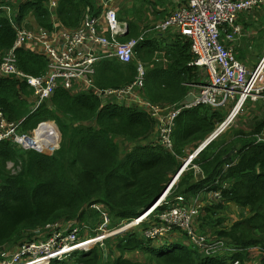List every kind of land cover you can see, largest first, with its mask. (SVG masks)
<instances>
[{
    "label": "trees",
    "instance_id": "trees-1",
    "mask_svg": "<svg viewBox=\"0 0 264 264\" xmlns=\"http://www.w3.org/2000/svg\"><path fill=\"white\" fill-rule=\"evenodd\" d=\"M55 1L56 7L50 10L49 0H0V59L12 47L16 28L41 27L51 31L55 22L57 27L71 30L80 25L87 8L91 15L103 11L97 0ZM143 2L147 0H139V4ZM137 36L136 28L128 23V34L119 41ZM260 38L262 42L256 48L258 57L264 52L262 29ZM158 42L151 39L140 43L135 49L137 60L129 64L116 59L96 63L95 86L116 89L130 84L136 76L134 61H140L147 64L141 96L161 107L174 104L180 107L190 91L188 85L198 83L200 71L188 66L193 60L188 42L175 51L162 45L163 49L168 48L162 49L164 54ZM240 51L237 50V60L243 59ZM16 59L18 69L25 75L38 77L46 71L45 58L32 50L17 49ZM31 94L24 81L0 78L1 112L9 122L19 123L21 133L33 130L41 122L53 121L60 133V146L51 155H43L22 151L10 142L0 143V253H4L0 262L19 245L42 240L34 233L47 224L71 220L81 223L90 214V224L80 226L94 237L104 223V214L92 211L93 205L103 206L108 230L139 217L176 175L182 156L197 149L222 121L220 111L207 106L183 109L174 122L173 149L167 151L152 141L155 121L136 107L102 105L92 93L58 87L47 101L31 111L27 102ZM246 104L254 105L250 101ZM262 131L264 118L248 132L233 130L229 139L219 134L197 154L170 190L169 200L182 197L187 204L199 196L202 205V200L219 194L218 199L202 205L197 230L202 233L204 221L209 219L211 236L205 235V231L202 235L207 237L208 245L221 243L227 253H220L219 248L206 253L188 241L184 244L169 236L146 238L143 232L158 223L153 219L114 235L111 244L105 243L106 261L101 247L97 246L88 252L76 251L67 261L53 260L50 264H109L111 258H116L112 264H233L235 261L252 264L254 258L248 249L264 251V142L256 143L255 139ZM121 139L130 150L122 151L118 144ZM11 160H19L21 164V171L15 176H10L4 168ZM225 204L248 209L250 214L228 229L223 224L222 229H217L211 226L212 220L219 224L224 221L216 218V214ZM166 208L160 206L156 213ZM173 234L186 238L178 228H174ZM136 252L143 260L127 257ZM258 260V264H264V254Z\"/></svg>",
    "mask_w": 264,
    "mask_h": 264
},
{
    "label": "built area",
    "instance_id": "built-area-1",
    "mask_svg": "<svg viewBox=\"0 0 264 264\" xmlns=\"http://www.w3.org/2000/svg\"><path fill=\"white\" fill-rule=\"evenodd\" d=\"M261 6L264 7V0H186L185 4L168 18L146 31L164 33L174 28L178 35L189 43L193 56L189 66L197 67L202 78L199 83L189 85L191 89L188 96L193 95V100L183 103L180 107L176 104L161 107L151 104L141 96L145 81V66L141 63L130 84L116 89H99L95 86L96 63L105 59H116L120 63L128 64L135 59L136 47L145 41V35H141L136 39L120 42L119 38L127 30L126 24L118 20L115 8L106 3L100 17H95L86 10L83 20L75 29L59 28L56 24H53L51 31L42 28L37 31L16 28V39L12 47L1 55L0 78L24 81L32 89L27 101L31 111L47 101L58 87L92 93L101 100L102 105L109 103L138 107L155 121L152 141L172 151L171 135L174 122L183 109L203 105L219 111L233 103V109L227 118L229 120L238 104L241 105L236 114H233V119L247 101L264 103V52L260 62L254 68L248 69L236 59L232 45L243 36L242 27L237 23L238 16L242 13L249 14ZM55 7L56 1L49 0V9L53 10ZM104 29L106 33H103ZM33 44L35 46H32ZM21 48L32 50L45 58L47 65L43 75L32 77L18 69L16 50ZM46 123L49 122H41L33 131L21 133L19 123L6 120L0 110V143L10 142L15 148L23 151L32 150L39 154L51 155L48 153L56 150L58 136L56 138L54 131L41 129ZM223 123L217 130L219 133L213 138L210 137L212 140L229 125L221 130ZM38 130H41V138L36 141L35 133ZM255 139L256 143L264 142V131L255 135ZM197 154L196 150L182 163L163 198L137 220L139 222L143 218L147 223L153 219L158 220L157 224L151 225L143 232L146 238H166L172 234L174 228H178L185 233L188 243L199 250L208 253L219 248L220 253H227L221 243L210 246L207 237L198 233L197 217L202 207L201 197L191 199L189 204L182 197H175L170 202L165 201L179 176L191 166ZM193 169L199 173L196 166H193ZM218 197L219 194L216 193L209 196L211 199ZM161 205H166L167 208L156 213V209ZM107 223L108 219L104 216V223L97 229L98 233L94 237L88 235L87 230L83 229L85 227L70 221L47 224L34 233L42 237V240L29 242L30 244L23 243L26 246L22 244L11 259L5 258L0 264H49L53 260L64 261L76 251L88 252L104 240L133 228L132 223L109 231L106 229ZM83 234L89 237L80 239ZM235 251L236 249L232 252ZM248 253L260 255L264 254V251L250 248ZM1 255L4 256V253H0ZM258 258L255 256L252 264H258ZM12 259L14 262H11ZM233 264L239 263L235 261Z\"/></svg>",
    "mask_w": 264,
    "mask_h": 264
},
{
    "label": "rangeland",
    "instance_id": "rangeland-1",
    "mask_svg": "<svg viewBox=\"0 0 264 264\" xmlns=\"http://www.w3.org/2000/svg\"><path fill=\"white\" fill-rule=\"evenodd\" d=\"M97 1H99V0H97ZM113 1V0H112ZM114 7H115V0H114ZM152 10V8H151V6L150 5H148V4H140L139 5V7H137V12L138 13H141L142 14V12H149V11H151ZM128 13V12H127ZM256 14V16H257V18H260V16H263L264 15V11H262V10H259V11H255L254 12V14L253 15H255ZM264 19V18H263ZM250 21V20H249ZM249 21H248V23H249ZM256 23H257V25H253V26H255V29H254V32H255V36H254V38H248V39H242L239 43H238V47L235 49L236 50V57H237V50L238 49H241V48H243V49H245V50H241L240 51V53L242 54V56H243V59L245 60V58L247 59V60H245V62H246V67L248 68V69H252V68H254L255 67V65L256 64H258L259 62H260V59H261V57H260V55H259V57H258V53H257V51H255L256 50V46L257 45H259V44H261V42H262V40H261V38H260V32H261V29L262 30H264V20L263 21H261V19H260V22L258 23L257 21H255ZM54 24H56L55 22H54ZM147 39H152V35H148L147 36ZM250 41V43L248 44L247 42H249ZM248 46V48H246V47H243V46ZM0 61H1V59H0ZM135 62V65H136V70H137V67H138V65L140 64L138 61H134ZM240 62H242V61H240ZM243 63V62H242ZM245 64V63H244ZM136 74H137V71H136ZM26 84V83H25ZM30 88V87H29ZM31 89V88H30ZM31 93H32V89H31ZM259 104H255V103H253L254 105H252V104H244L243 106H242V108L240 109V111L238 112V114L236 115V117L233 119V114H236V112L238 111V109H239V107H236L235 108V110H234V112L232 113V116L230 117V119L228 120V126L222 131V133L221 134H224V138L225 139H229V137H231L232 136V131L233 130H239V129H241V130H244L245 132L247 131H249V130H251L253 127H254V124L255 123H258L259 121H261L263 118H264V103H262V102H258ZM233 103H230L229 105H228V107L227 108H224V109H221V110H219L220 111V113L222 114V121L220 122V124H218L217 125V128L215 129V131L214 132H216L220 127H221V124L224 122L225 123V120L228 118V116L230 115V113H231V111H232V109H233ZM241 105V104H240ZM233 119V120H232ZM232 120V121H231ZM53 122V121H52ZM223 123V124H224ZM52 124L55 126V128H56V130H57V127H56V124L53 122V123H49V125H51V127H53L52 126ZM53 129H54V127H53ZM55 130V129H54ZM213 132V133H214ZM263 132V131H262ZM57 133H58V131H57ZM212 133V134H213ZM212 134H210L209 136H207L204 140H203V142H201L200 144H199V146L197 147V149L199 148V147H201L202 145H203V143L208 139V138H210L211 136H212ZM213 141V140H212ZM118 144H119V146L121 147V149H122V151H128V150H130L131 148H128V146H127V143L125 142V141H123V140H119L118 141ZM122 145V146H121ZM58 146H60V137H59V134H58V144H57V148H56V150L57 149H59L58 148ZM206 147V146H205ZM127 149V150H126ZM165 149V148H164ZM173 149V148H172ZM197 149H195V150H193V151H187L186 152V154L184 155V157L182 156V159H181V161H182V163L184 162V161H186L192 154H194V152L197 150ZM55 150V151H56ZM166 150V149H165ZM168 151V150H167ZM53 153V152H52ZM52 153H48V154H52ZM197 156V155H196ZM4 168H5V170L8 172V174L10 175V176H15V175H17V173H19L20 171H21V164H20V161L19 160H16V161H13V160H11V161H8V162H6L5 163V165H4ZM188 170V169H187ZM186 170V171H187ZM185 171V172H186ZM184 172V173H185ZM177 183V182H176ZM172 195V192H169V194L167 195V197H166V199H165V201H169L170 202V200H169V197ZM168 199V200H167ZM212 199L211 198H207V200L206 201H211ZM213 200H214V198H213ZM164 201V202H165ZM206 201H204V200H202V205H204V204H206ZM157 202H155V204H156ZM161 206H163V207H166V205H161ZM100 208V209H97V208ZM160 207V206H159ZM101 208L103 209V206L102 205H93L92 207H90V209L92 210V211H97V212H99L100 211V213H101V215L102 214H105V213H103L102 212V210H101ZM248 214H250L249 213V210L248 209H240V208H238V207H236V206H234V205H232V204H229V205H227V204H225L224 205V209L223 210H221L220 212H218L217 214H216V218H218V219H224V221L223 222H221L220 224L215 220V219H213L212 220V224H211V226H214L215 228H217V229H222V224L223 225H225L226 226V228L228 229L229 228V226H231V225H233V224H235V223H237V222H239V221H242V219L243 218H246L247 216H248ZM103 216V215H102ZM141 216V215H140ZM140 216L139 217H137V218H135L134 220H136V222H134V220H133V222H131V221H127V222H125V221H123V222H121V223H119L118 225V227H120L122 224H126V225H124V226H127L128 224H132L133 223V227H135V226H137L138 224H140V223H144V220H141V221H139L138 222V220L137 219H139L140 218ZM98 219V218H97ZM92 220V217L90 216V214H86L84 217H83V220L81 221V223L83 224V225H85V223L86 224H90L89 222ZM209 219H206L205 221H204V228H203V230L205 231V235H208V236H211V228L212 227H210V226H208L207 225V221H208ZM99 221V220H98ZM70 222H72V223H75V224H81V223H78V220H71ZM131 222V223H130ZM194 223H195V220H194ZM201 227H203V224H202V221H201ZM132 228V227H131ZM202 229V228H201ZM204 231H202V233L204 232ZM107 232V231H106ZM115 232V231H114ZM198 233H201L200 231L198 232ZM201 233V234H202ZM85 237H89L87 234H83L82 236L80 235V239H83V238H85ZM169 238H172V239H177V240H180V241H182V242H184V244H186L187 243V239L184 237V236H178L177 234H173V235H169ZM114 238L113 237H111V238H109V239H106V240H104L100 245H96L95 247H101V245H105V243H107V242H109V244H111L112 243V240H113ZM185 240V241H184ZM28 244H30V243H28ZM22 245V244H21ZM21 245H19L18 247H20ZM23 246H26V244H23ZM17 247V248H18ZM95 247H93L92 249H90V250H94L95 249ZM17 250V249H16ZM16 250H14V251H12L10 254H8V255H6V257L7 258H9V259H11V257L12 256H14L15 255V253H16ZM102 251V250H101ZM136 253H138V252H136ZM131 254V255H128L127 257L129 258V259H132L133 261H135V260H143V258H141V255L138 253V254ZM68 258H69V256L68 257H66V260L65 261H67L68 260ZM114 259H116V258H111L110 259V262H109V264H112L113 263V260ZM7 260V259H6ZM11 262H14V260L12 259L11 260ZM69 262L70 263H72L70 260H69ZM51 263V262H50ZM49 263V264H50Z\"/></svg>",
    "mask_w": 264,
    "mask_h": 264
},
{
    "label": "crops",
    "instance_id": "crops-1",
    "mask_svg": "<svg viewBox=\"0 0 264 264\" xmlns=\"http://www.w3.org/2000/svg\"><path fill=\"white\" fill-rule=\"evenodd\" d=\"M147 2H143V4L150 5L152 10L149 11V12L148 11L147 12H142V14L137 12V7H139V5H140L139 4V0H115V7H114V0L113 1L112 0H99L97 5L99 7L100 6L102 7L106 3V4H109L110 6L115 8V10L117 12L118 20L120 22H123V23L126 24L127 30H126L125 34H128V23H131V25L136 28V32H138V36L135 37V38H130L128 40L136 39V38L140 37L141 35H145V40H151V39H147V36L148 35H152V39L159 41L158 43H161L159 50L163 54H164V51L168 50V48L171 51L178 50V48L182 44H184V42H187V41H185V39L181 38L178 35V32L174 28H170L164 33H154V32H146V31L149 30L152 26H155L156 24L160 23L162 20H165L166 18H168L171 13L175 12L179 7L184 5L186 0H147ZM86 10H88V8ZM259 10L264 11V7L261 6V7L257 8L255 11H259ZM255 11H253V12H251L249 14L242 13V14H240L238 16L237 23L242 27L243 36L239 40H237L235 43L232 44L235 49L238 47V43L243 38L245 40L248 39V38L249 39L250 38H254V36H255V32H254L255 26H253V25H257V23L255 21H257L259 23L260 19H261V21L264 20L263 19L264 15L260 16V18H257L256 14L253 15ZM134 13H136V14H134ZM101 15L102 14L100 12L98 15H93V16L100 17ZM133 15L134 16L136 15V18L133 17ZM248 21H249V23H248ZM39 29H41V27H32V30H35V31H37ZM104 32L106 33L105 29H104L103 33ZM247 43L249 44L250 41L247 42ZM162 45L163 46H167L168 48L165 50V49H163ZM32 46H35V45L33 44ZM243 47L248 48L247 45L243 46ZM255 48H257V46ZM241 50H245V49L241 48ZM235 52H236V50H235ZM134 60H137V54L135 55V59ZM245 60H247V59L245 58ZM245 60L242 59V60H238V61L239 62L242 61L243 64L245 63L244 65H247ZM138 62L143 64L144 66L147 65L146 63H143V62H140V61H138ZM188 66H189V64H188ZM198 78H199L198 79V83H199V81L202 78L200 72L198 73ZM194 84H197V83H194ZM189 85H191V84H189ZM190 89H191V87H190ZM186 98H188V94L186 95L185 99ZM185 99L182 102V104L185 103ZM27 101H28V98H27ZM129 108H131V107H129ZM136 108H138V107H136ZM48 122L53 123L52 121H48ZM33 130H31V131H33ZM31 131H29V132H31ZM57 131H58V129H57ZM58 134H59V137H60L59 131L57 133V136H58ZM121 140H124V139H121ZM127 146H128V148H130L128 144H127ZM58 148H59V146H58ZM249 255L252 258H254L255 256L259 257L258 253H249Z\"/></svg>",
    "mask_w": 264,
    "mask_h": 264
},
{
    "label": "water",
    "instance_id": "water-1",
    "mask_svg": "<svg viewBox=\"0 0 264 264\" xmlns=\"http://www.w3.org/2000/svg\"><path fill=\"white\" fill-rule=\"evenodd\" d=\"M192 100H193V95H190V96H188V98L185 99V102L189 103V102H191ZM227 124H228V119H226V121H225V123H224V126L221 128V130H222ZM218 133H219V131L214 132V133L212 134V138H213L214 136H216ZM212 138H210V139L208 138V139L203 143V145L197 149V153H199L201 150H203V149L205 148V146H207V145L212 141ZM175 177H176V175L173 177V179H175ZM173 179H172L171 181H173ZM170 183H171V182H170ZM170 183H169V184H170ZM169 184H168V186L162 191V193L160 194L159 198H157V199L153 202V204H152L148 209H150V208L155 204V202H157L161 197L163 198V194L166 192L167 188L169 187ZM142 213H143V212H142ZM101 250H102L103 260L106 261V259H107V253H106L105 247H104V246H101Z\"/></svg>",
    "mask_w": 264,
    "mask_h": 264
},
{
    "label": "bare ground",
    "instance_id": "bare-ground-1",
    "mask_svg": "<svg viewBox=\"0 0 264 264\" xmlns=\"http://www.w3.org/2000/svg\"><path fill=\"white\" fill-rule=\"evenodd\" d=\"M121 38V37H120ZM137 71V70H136ZM89 94V93H88ZM94 95V94H93ZM237 107H240V104H238V106ZM45 129V130H48V131H54L55 132V135H56V138H57V132H56V130H54L53 129V127H51V125H49L48 123H46V124H44L42 127H41V129ZM40 131L41 130H38L35 134H36V137H35V139H36V141H39V139L41 138V136H40ZM46 132V131H45ZM149 210V209H148ZM148 210H146L145 212H143L142 214H141V217H143L147 212H148ZM141 220H143V218H141Z\"/></svg>",
    "mask_w": 264,
    "mask_h": 264
},
{
    "label": "clouds",
    "instance_id": "clouds-1",
    "mask_svg": "<svg viewBox=\"0 0 264 264\" xmlns=\"http://www.w3.org/2000/svg\"><path fill=\"white\" fill-rule=\"evenodd\" d=\"M237 59V58H236ZM36 128V127H35ZM99 205V204H98ZM97 208V207H96ZM97 209H100V208H97ZM101 210H102V208H101ZM104 216H106V214H104ZM107 217V216H106ZM108 219V218H107ZM134 220V219H133ZM133 220L131 221V222H133ZM130 222V223H131ZM79 225V224H78ZM107 225H108V223H107ZM122 225H126V224H122ZM121 225V226H122ZM118 229V228H117ZM116 230V229H115ZM109 231H113V230H109ZM127 231H129V230H127ZM126 232V231H125ZM122 233H124V232H122ZM119 234H121V233H119ZM117 235V234H116ZM113 237V236H112ZM111 238V237H110ZM109 239V238H108ZM104 246V245H103Z\"/></svg>",
    "mask_w": 264,
    "mask_h": 264
}]
</instances>
